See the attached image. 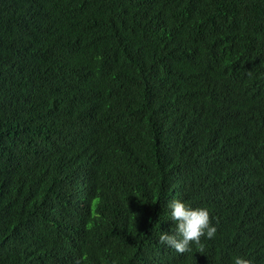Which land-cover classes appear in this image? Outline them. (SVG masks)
I'll return each mask as SVG.
<instances>
[{
    "label": "trees",
    "instance_id": "trees-1",
    "mask_svg": "<svg viewBox=\"0 0 264 264\" xmlns=\"http://www.w3.org/2000/svg\"><path fill=\"white\" fill-rule=\"evenodd\" d=\"M209 210L183 254L170 201ZM264 264V0H0V264Z\"/></svg>",
    "mask_w": 264,
    "mask_h": 264
},
{
    "label": "clouds",
    "instance_id": "clouds-1",
    "mask_svg": "<svg viewBox=\"0 0 264 264\" xmlns=\"http://www.w3.org/2000/svg\"><path fill=\"white\" fill-rule=\"evenodd\" d=\"M171 210V219L175 222V233L163 232L159 236V242L178 253L189 250L190 244L201 246V237L212 239L217 228L212 225L209 210L205 207H191L180 199H174L168 204ZM79 264V261L76 262ZM234 264H252L250 259L244 256L234 258Z\"/></svg>",
    "mask_w": 264,
    "mask_h": 264
}]
</instances>
